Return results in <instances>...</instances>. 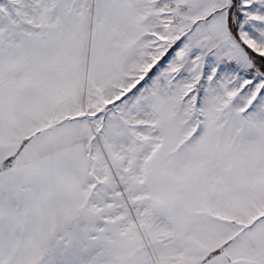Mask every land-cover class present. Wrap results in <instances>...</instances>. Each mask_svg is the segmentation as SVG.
Returning <instances> with one entry per match:
<instances>
[{"label": "snow or ice", "instance_id": "obj_1", "mask_svg": "<svg viewBox=\"0 0 264 264\" xmlns=\"http://www.w3.org/2000/svg\"><path fill=\"white\" fill-rule=\"evenodd\" d=\"M0 264H264V0H0Z\"/></svg>", "mask_w": 264, "mask_h": 264}]
</instances>
